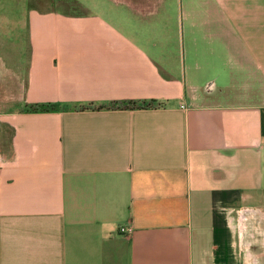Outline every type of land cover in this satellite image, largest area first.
Returning a JSON list of instances; mask_svg holds the SVG:
<instances>
[{"label": "crops", "instance_id": "0c3cea01", "mask_svg": "<svg viewBox=\"0 0 264 264\" xmlns=\"http://www.w3.org/2000/svg\"><path fill=\"white\" fill-rule=\"evenodd\" d=\"M75 1L28 14L0 264H264V0Z\"/></svg>", "mask_w": 264, "mask_h": 264}, {"label": "rangeland", "instance_id": "374dc122", "mask_svg": "<svg viewBox=\"0 0 264 264\" xmlns=\"http://www.w3.org/2000/svg\"><path fill=\"white\" fill-rule=\"evenodd\" d=\"M50 1L0 0V114L9 110L8 103L11 100L19 99L21 92L20 84L22 82L19 79L24 77L23 67L27 57L30 8L42 5L39 3L43 2L42 7L45 8L50 4ZM54 1L69 3L71 0ZM148 1L150 0H145V2ZM70 11L74 14H82L83 12L81 9H71ZM9 68L11 73L8 71Z\"/></svg>", "mask_w": 264, "mask_h": 264}, {"label": "trees", "instance_id": "16d2710c", "mask_svg": "<svg viewBox=\"0 0 264 264\" xmlns=\"http://www.w3.org/2000/svg\"><path fill=\"white\" fill-rule=\"evenodd\" d=\"M40 1H42V0H40ZM44 3V2H43ZM43 3H39V4H43ZM61 4H62V6L64 7V8H66V10H69V12L70 13H72L70 10L72 9V10H75V9H81V10H83V12H82V14H87L88 13V11H86L84 8H82V6L80 5V4H78L76 1H74V0H71L69 3H63V2H60ZM32 8H34L33 6H32ZM32 8H30V9H32ZM142 107H150L151 105H149V104H146V105H141ZM104 107H98L97 109H103ZM28 110H44V109H42V108H36V107H34V108H29Z\"/></svg>", "mask_w": 264, "mask_h": 264}, {"label": "built area", "instance_id": "2783aa9c", "mask_svg": "<svg viewBox=\"0 0 264 264\" xmlns=\"http://www.w3.org/2000/svg\"><path fill=\"white\" fill-rule=\"evenodd\" d=\"M121 232H124L125 230L124 229H120Z\"/></svg>", "mask_w": 264, "mask_h": 264}]
</instances>
